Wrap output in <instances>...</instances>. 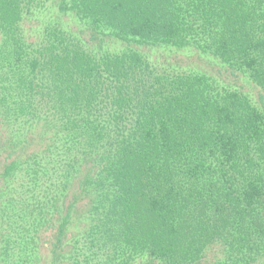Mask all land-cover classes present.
<instances>
[{"label":"trees","instance_id":"obj_1","mask_svg":"<svg viewBox=\"0 0 264 264\" xmlns=\"http://www.w3.org/2000/svg\"><path fill=\"white\" fill-rule=\"evenodd\" d=\"M55 2L90 42L0 0V264L264 262L262 92L148 54L264 91V0Z\"/></svg>","mask_w":264,"mask_h":264},{"label":"rangeland","instance_id":"obj_2","mask_svg":"<svg viewBox=\"0 0 264 264\" xmlns=\"http://www.w3.org/2000/svg\"><path fill=\"white\" fill-rule=\"evenodd\" d=\"M55 24L61 25L63 28L73 32L82 39L83 42H90L92 40L93 35L87 25H85V23L73 13L61 12L55 0H44L43 5L34 7L31 12H26L22 27L28 41L37 42L43 37L45 28ZM101 37L104 41H108L109 44L115 41L113 38L109 37L111 38L109 39L102 34ZM150 50L151 51H149L148 54L151 55L152 60L164 66L175 62L178 65L182 64V66L205 65L211 63V73H215L219 76L218 71H220L222 77L224 76L225 81L232 82L237 86H242L243 90L250 94L252 100L261 105L260 93L262 92V95L264 96V91L259 89V87L246 77L242 76L236 78L235 75L225 72V67H223L217 60H209L204 58V56L200 57L195 52L192 54H188V52L182 54L177 52L178 50L176 49L172 51L165 48H154ZM80 229L79 225L76 226V228L73 227V231L76 232L80 231ZM222 257V250L219 249V246L213 245L207 250L204 259L199 264H219L218 260ZM255 264H264V262L258 261Z\"/></svg>","mask_w":264,"mask_h":264}]
</instances>
